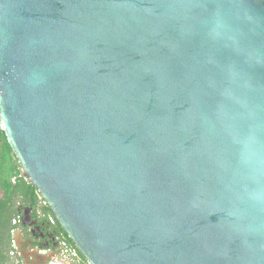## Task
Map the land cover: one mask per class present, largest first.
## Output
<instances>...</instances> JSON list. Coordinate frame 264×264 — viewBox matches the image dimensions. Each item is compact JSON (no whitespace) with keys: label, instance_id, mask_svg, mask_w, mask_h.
I'll return each instance as SVG.
<instances>
[{"label":"water","instance_id":"95a60500","mask_svg":"<svg viewBox=\"0 0 264 264\" xmlns=\"http://www.w3.org/2000/svg\"><path fill=\"white\" fill-rule=\"evenodd\" d=\"M0 128L89 264H264V0H0Z\"/></svg>","mask_w":264,"mask_h":264},{"label":"flooded vegetation","instance_id":"af4514ba","mask_svg":"<svg viewBox=\"0 0 264 264\" xmlns=\"http://www.w3.org/2000/svg\"><path fill=\"white\" fill-rule=\"evenodd\" d=\"M11 206L0 231V264H89L41 195L36 202L17 197Z\"/></svg>","mask_w":264,"mask_h":264},{"label":"trees","instance_id":"16d2710c","mask_svg":"<svg viewBox=\"0 0 264 264\" xmlns=\"http://www.w3.org/2000/svg\"><path fill=\"white\" fill-rule=\"evenodd\" d=\"M20 196L31 197L36 202L40 194L37 188L22 175L17 157L0 128V231L5 226L3 222L8 217L11 205ZM46 208L51 210L49 206Z\"/></svg>","mask_w":264,"mask_h":264}]
</instances>
